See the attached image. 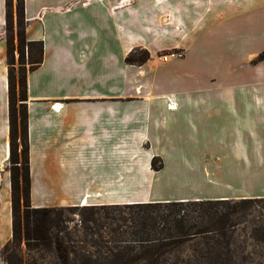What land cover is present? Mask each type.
I'll use <instances>...</instances> for the list:
<instances>
[{"label": "crops", "instance_id": "1", "mask_svg": "<svg viewBox=\"0 0 264 264\" xmlns=\"http://www.w3.org/2000/svg\"><path fill=\"white\" fill-rule=\"evenodd\" d=\"M262 2L24 0L26 40L43 43L25 75L30 196L42 177L60 206L264 197V58L253 61L264 49ZM6 49L0 0V245L12 237L11 205H2ZM136 49L149 58L127 62ZM176 49L183 57L159 59ZM169 160L186 163L188 189L177 197L155 190Z\"/></svg>", "mask_w": 264, "mask_h": 264}, {"label": "rangeland", "instance_id": "2", "mask_svg": "<svg viewBox=\"0 0 264 264\" xmlns=\"http://www.w3.org/2000/svg\"><path fill=\"white\" fill-rule=\"evenodd\" d=\"M8 7L7 39L13 46L11 53L7 55V63L11 69V78L15 82L14 118L15 126L8 138L9 156L2 160V182H9V190H3L2 205L10 203V171L12 169V156L17 155L22 159L23 130L21 107L20 78L29 70L30 63L27 48L24 47V57L18 53V18L17 0H13ZM76 3H69L68 8ZM258 26H264V2L259 3ZM264 28V27H263ZM31 60L38 58V50L33 46ZM149 52V51H148ZM167 51H161L158 56ZM133 58L141 54V49L132 52ZM150 56V54H149ZM10 62H13L11 65ZM136 63V62H132ZM25 102V101H24ZM13 143L10 145V143ZM174 142V141H173ZM175 143V142H174ZM12 148H11V147ZM165 149L170 146H161ZM175 147H178L175 145ZM160 148V147H159ZM184 149V146H179ZM168 150V149H167ZM10 153L12 156L10 157ZM184 154V153H183ZM167 169L155 179L156 194L161 197H177L185 194L186 163L169 160ZM180 164V165H179ZM156 166H161L158 158ZM178 166H180L178 168ZM178 168V169H177ZM22 170H20V173ZM43 180L49 181V187L53 185L51 179L38 177L36 189L30 197L31 208L54 207L48 213V222L45 229L46 238L34 241L24 238L23 210H20V233L17 238L0 245V264H203L195 260L194 249L203 250L204 245L199 241L187 242L179 245L171 253L166 254L157 262L136 258L140 244L134 241L133 225L129 215L130 209L120 206L94 205L90 202L82 205L83 199L76 205L60 206L56 201L60 195L56 187L47 188ZM44 189H47L42 192ZM49 191V192H48ZM249 203L243 206L237 214L239 224L229 232V252L231 264H264V197L251 198ZM22 202V196H21ZM39 203V204H38ZM57 247L67 255L66 262H62L61 254ZM129 255V259H127ZM150 262V263H147Z\"/></svg>", "mask_w": 264, "mask_h": 264}, {"label": "trees", "instance_id": "3", "mask_svg": "<svg viewBox=\"0 0 264 264\" xmlns=\"http://www.w3.org/2000/svg\"><path fill=\"white\" fill-rule=\"evenodd\" d=\"M7 18L10 0H6ZM17 18H18V53L21 58L24 57V47L27 48L30 68L38 66L43 57L42 41H27L24 28V0H17ZM36 46L38 58L31 60L32 47ZM13 46L7 39V55L11 53ZM149 58V52L141 49V54L133 58L129 53L125 60L129 63H143ZM264 58V49L259 52L253 60ZM13 62L9 61L11 65ZM25 75L20 78L19 84L21 90L22 130L23 147L22 159L17 155L12 156V169L10 171V201L12 215V238H17L20 233V210H23V229L24 238L44 240L46 238L45 229L48 222V213L53 211L54 207H35L31 208L30 203V184L31 177L29 171V146L26 136L27 114L25 100L27 99L25 90ZM15 82L11 78V69L8 71V103H9V123L10 139L12 140V131L14 129V96ZM13 143L11 142L10 145ZM11 147V146H10ZM12 148V147H11ZM158 158L154 156L151 160L153 168ZM20 170L22 172L20 173ZM22 196V202H21ZM251 198L243 199H199V200H162L148 201L138 203H125V208L130 209V221L133 225L134 241L140 244L139 252L136 258L149 260L151 262L159 261L166 254L171 253L179 245L192 241H199L204 245L203 250H196L193 256L195 260L203 264H231L229 252V232L239 224L237 214L241 212L243 206L249 203ZM121 204H106V206H120ZM62 258L66 262L67 255L57 247ZM129 259V255H127ZM150 263V262H147Z\"/></svg>", "mask_w": 264, "mask_h": 264}, {"label": "built area", "instance_id": "4", "mask_svg": "<svg viewBox=\"0 0 264 264\" xmlns=\"http://www.w3.org/2000/svg\"><path fill=\"white\" fill-rule=\"evenodd\" d=\"M183 55H184V53L182 50L176 49V50H169V51L159 55L158 57L162 62H168V61L173 60V59H179V58L183 57ZM59 107H60V105H58V102H54L51 105V108L54 110H58Z\"/></svg>", "mask_w": 264, "mask_h": 264}, {"label": "bare ground", "instance_id": "5", "mask_svg": "<svg viewBox=\"0 0 264 264\" xmlns=\"http://www.w3.org/2000/svg\"><path fill=\"white\" fill-rule=\"evenodd\" d=\"M88 203H89L88 200L85 199L84 202H82L81 204H82V205H86V204H88Z\"/></svg>", "mask_w": 264, "mask_h": 264}, {"label": "water", "instance_id": "6", "mask_svg": "<svg viewBox=\"0 0 264 264\" xmlns=\"http://www.w3.org/2000/svg\"><path fill=\"white\" fill-rule=\"evenodd\" d=\"M134 203H138V202H134ZM127 204H129V203H127Z\"/></svg>", "mask_w": 264, "mask_h": 264}]
</instances>
